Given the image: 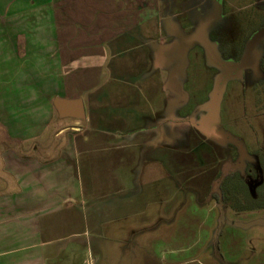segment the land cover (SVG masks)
I'll return each instance as SVG.
<instances>
[{
  "label": "crops",
  "instance_id": "obj_1",
  "mask_svg": "<svg viewBox=\"0 0 264 264\" xmlns=\"http://www.w3.org/2000/svg\"><path fill=\"white\" fill-rule=\"evenodd\" d=\"M124 2L0 0V264H136L127 240L136 216L143 223L137 264H229L211 254L215 233L229 227L212 212L201 244H192L204 262L183 260V237L192 234L187 220L195 215L184 225L183 198L166 197V181L154 174L164 169L167 137L177 136V122L169 134L156 128L173 114L165 82L160 89L162 39L150 44L133 34L120 41L130 21L135 29L146 22ZM58 99H81L85 121L61 118ZM146 163L154 172L141 181ZM220 184L214 190L194 182V200L224 213ZM141 192L151 209L136 212ZM158 225L164 230L152 232ZM159 234L162 243L148 244Z\"/></svg>",
  "mask_w": 264,
  "mask_h": 264
},
{
  "label": "rangeland",
  "instance_id": "obj_2",
  "mask_svg": "<svg viewBox=\"0 0 264 264\" xmlns=\"http://www.w3.org/2000/svg\"><path fill=\"white\" fill-rule=\"evenodd\" d=\"M124 4L133 6L135 19L141 21L143 16L146 22L135 29L134 22L130 21L125 26H130L129 30L124 31V24L120 23L119 33L123 31L124 34L120 36V41H127V38L122 37L133 34L142 35L150 44L154 43L156 37L162 39L159 42L162 51L157 60L163 68L159 74L160 89L161 93L165 92V82L167 91L164 96L168 111L171 105L173 114L172 120L168 117L164 123L157 124L156 128H166L169 134L172 123L177 122L172 130L177 136H168L164 142L163 146L167 149L162 157L164 169L161 168L157 173L146 163L139 178L146 181L147 174L152 171L160 176V180L166 181L167 186L162 191L166 197L173 196L171 193L175 192L176 197L183 198L184 211L180 218H184V225L185 217L188 218L191 213L195 215L193 220H187L192 224V234L183 237L184 245L189 248L183 254V260L198 259L204 262L205 258L196 246L192 248V244L198 241L201 244V234L207 229L202 222L206 213L212 212L209 214L211 218L219 214L221 218L222 214V223L229 224V227L215 233L211 245L212 256L216 259L218 256L223 257L229 264H264V208H257L256 203L264 189L261 165L264 155V81L256 79L252 69L227 81L215 129L222 132L229 141L219 143L202 132V124L211 113L209 106L214 91L225 72L209 61L201 44L197 43L184 51L182 49L197 30L210 23L206 36L221 60L232 65L239 64L253 36L264 27V0H145L143 3L125 0ZM125 46L129 45L120 44V50H129ZM257 52L264 72V41L258 45ZM122 61L124 58L115 64ZM155 79L156 76L152 74L147 81L151 85ZM155 85L159 87L158 83ZM129 126L137 128L136 125ZM220 181L225 190V206L229 208H224L223 213L213 203L197 204L194 200V196H197L194 182L216 190ZM179 185H182V189L178 188ZM142 193L136 194L139 196L136 198L139 200L133 204L136 212L151 209L146 203L147 195ZM221 193L216 195L220 196ZM142 198H145L144 202ZM160 226L151 231L161 233L164 228ZM132 227L136 230L133 237L127 239L133 242L128 246V251L137 264L141 254L138 249L143 236L142 219L136 216ZM225 231L228 234L222 237L220 234ZM151 239L148 244L156 247L163 241L160 234ZM88 240L94 250L93 231ZM208 254L211 255L210 252Z\"/></svg>",
  "mask_w": 264,
  "mask_h": 264
},
{
  "label": "water",
  "instance_id": "obj_3",
  "mask_svg": "<svg viewBox=\"0 0 264 264\" xmlns=\"http://www.w3.org/2000/svg\"><path fill=\"white\" fill-rule=\"evenodd\" d=\"M209 25L210 23H206L199 30H197V32L188 40V43L183 46L182 49L184 51L187 48L193 47L197 43L201 44L206 51L209 61L225 72V75L219 79L214 91L212 102L209 106L211 113L202 124V132L206 136L211 137L219 143H224L229 141L228 138L222 132L216 131L215 126L219 122L220 100L225 84L231 78L240 77L247 69H252L257 78L262 77V73L259 68L260 55L257 52V47L262 41H264V27L257 32L249 42L243 60L237 65H232L221 60L216 48L207 38L206 32ZM182 57L184 56L182 55ZM55 107L61 118H72L78 120H84L86 118L85 106L81 99H58L55 102Z\"/></svg>",
  "mask_w": 264,
  "mask_h": 264
},
{
  "label": "trees",
  "instance_id": "obj_4",
  "mask_svg": "<svg viewBox=\"0 0 264 264\" xmlns=\"http://www.w3.org/2000/svg\"><path fill=\"white\" fill-rule=\"evenodd\" d=\"M259 68H260V71H261V73H262V77L257 78V77L255 76V74H254V77H255L256 79H258L259 81H260V80H261V81H264V72H262L260 64H259ZM260 163H261V162H260ZM261 165H262V170L264 171V155H263V157H262V163H261ZM263 184H264V183H263ZM232 191H233V190H232ZM256 203L258 204V207H257V208H259V209H263V208H264V189H263L262 193L259 194V198H258V200H257ZM250 209H252V208H250ZM241 210H243V209H241Z\"/></svg>",
  "mask_w": 264,
  "mask_h": 264
},
{
  "label": "flooded vegetation",
  "instance_id": "obj_5",
  "mask_svg": "<svg viewBox=\"0 0 264 264\" xmlns=\"http://www.w3.org/2000/svg\"><path fill=\"white\" fill-rule=\"evenodd\" d=\"M210 41V40H209ZM211 42V41H210ZM259 64H260V62H259ZM260 66H261V64H260Z\"/></svg>",
  "mask_w": 264,
  "mask_h": 264
}]
</instances>
